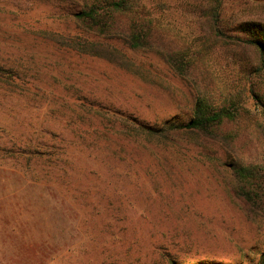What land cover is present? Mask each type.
<instances>
[{"label":"rangeland","instance_id":"rangeland-1","mask_svg":"<svg viewBox=\"0 0 264 264\" xmlns=\"http://www.w3.org/2000/svg\"><path fill=\"white\" fill-rule=\"evenodd\" d=\"M143 2L174 42L210 41L214 0ZM83 9L0 0V264H261L264 212L237 196L229 165L264 157L250 94L264 104V68L244 42L264 43V0H223L228 40L198 55L210 89L250 95L232 144L156 137L135 159L116 155L113 114L185 123L198 90L163 49L84 30L73 18Z\"/></svg>","mask_w":264,"mask_h":264},{"label":"trees","instance_id":"trees-1","mask_svg":"<svg viewBox=\"0 0 264 264\" xmlns=\"http://www.w3.org/2000/svg\"><path fill=\"white\" fill-rule=\"evenodd\" d=\"M82 1L83 11L74 14L73 18L84 30L104 38L122 37L133 50H151L155 46L163 49L170 67L179 76L193 80L199 93L193 117L185 123H173L167 127L155 128L142 123L137 118L114 113L115 119L120 121L113 122L111 129L117 141L116 155L135 159L144 151L151 150L147 143L151 139L158 137L163 140H175L193 132L218 140L226 147L232 144L233 139L238 136L237 130L232 126L239 124L246 117L244 114L251 113L244 101V98L250 95L242 86L231 91L214 92L206 79H199L203 73H199L202 68H200L201 64L198 65L204 60V58L198 59V55L204 49H208V44L212 48L227 39L221 30L223 0H214L210 14V41L195 39L183 45L172 40L174 30L163 23V17L145 16L143 0ZM234 40L240 39L234 38ZM244 42L256 50L261 67L264 68V43ZM202 64L206 66L205 63ZM250 94L258 100L264 114V104L253 91H250ZM260 128L262 126L258 124L256 131L254 130L259 135ZM229 170L236 183L237 196L255 209L264 212V157L252 160L238 157L235 163L229 165ZM131 176L132 174L128 172L127 177ZM168 262L177 264L172 260ZM261 264H264V257Z\"/></svg>","mask_w":264,"mask_h":264}]
</instances>
